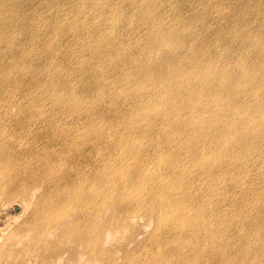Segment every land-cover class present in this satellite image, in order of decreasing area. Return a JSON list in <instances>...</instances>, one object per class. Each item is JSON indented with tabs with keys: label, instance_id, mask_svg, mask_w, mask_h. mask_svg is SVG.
Returning a JSON list of instances; mask_svg holds the SVG:
<instances>
[{
	"label": "bare ground",
	"instance_id": "obj_1",
	"mask_svg": "<svg viewBox=\"0 0 264 264\" xmlns=\"http://www.w3.org/2000/svg\"><path fill=\"white\" fill-rule=\"evenodd\" d=\"M263 42L264 0H0V181L40 198L21 225L45 231L32 244L44 245L52 230L53 249L85 239L113 264L100 242L104 229L91 231L105 217L98 205L118 201L114 217L153 215L157 237L170 226L189 234L203 223L211 250L227 249L218 243L222 231L249 239L244 226L214 224L209 213L223 214L235 189L240 204L228 217L240 215L251 227L263 218L248 207L264 191ZM24 121L49 134L45 148L64 142L59 163L41 156L46 166H36L34 152L13 149L35 140L17 138ZM87 155L91 182L82 175ZM73 170L81 182L78 214L64 222L60 186ZM44 177L56 184L58 201L35 186ZM4 191L0 184V197ZM149 200L158 207L148 209ZM6 215L0 211V226ZM255 230L264 243V224Z\"/></svg>",
	"mask_w": 264,
	"mask_h": 264
},
{
	"label": "rangeland",
	"instance_id": "obj_2",
	"mask_svg": "<svg viewBox=\"0 0 264 264\" xmlns=\"http://www.w3.org/2000/svg\"><path fill=\"white\" fill-rule=\"evenodd\" d=\"M170 9H173L172 4L168 8V12H171ZM127 25L120 27L119 30L127 27ZM262 46L264 47V42ZM23 127L26 132L16 133L17 138L21 135H28L35 138V140L32 143L15 142L13 149L17 151L26 149L34 152L35 157L38 158L37 161H34L36 166H46V164L39 165L41 156L49 157L52 155L54 162H60L61 154L67 151V146L64 142L60 147V140L49 142L45 148L46 139L49 137L45 130L41 128L35 129V123H28L27 121H24ZM39 131H41L40 134ZM54 147L59 148L56 150ZM90 158H92L90 155L85 157L82 169V175H86L85 178L89 182L94 179V171L92 165L85 166L84 162ZM186 165L190 169L193 168V164L190 162L186 163ZM194 170L197 169L194 168ZM75 174L74 170L71 171L70 176L72 177L65 179L60 186L64 190V195H60V197L64 200L66 204L65 210L69 213L64 217L66 218L64 222L75 221L77 217L74 213L78 214L79 205L76 202L78 192H75L80 187L81 182L80 180L74 181ZM237 174L239 176L243 175L240 171ZM195 181L197 184H201L199 180ZM0 184L4 185V189H7L6 192L4 191V195L2 194L0 197V211L4 210L7 214L5 216L6 219H4V221L6 220L5 225L0 226V264H110L106 258L107 256L100 252V248L94 249L85 239H65L58 249H53L57 237L52 233V230L47 231L44 237L46 240L45 244H38L35 247L32 241L45 231L41 232L36 225H30V227L26 223L35 215V208L37 202H40V198L34 193H32V197H29L28 194L23 195V193L19 192L20 186L16 183L6 185V179L1 180ZM23 184L31 186V181L26 179ZM35 186L38 187L39 192L51 196L56 201L59 200L54 195L56 184L53 180L44 177ZM85 186L87 188L86 184ZM11 188H15L16 192L9 194ZM261 188L264 189V182H261ZM203 190L211 198L214 196L209 188L204 186ZM233 190L235 189L229 190L226 194L225 199L228 204L225 207L221 206L223 214H215L210 210L209 220L214 224L225 220L231 226H244V228L248 229L250 238L244 239L237 231L229 235V237L222 236L223 231L219 232L218 243L226 246L227 249L225 251L220 247H216L217 250L215 248L213 250L209 249L212 247L210 243L211 233L203 223H199L193 229H189L191 231L189 234L182 231L188 227L176 229L170 226L165 229L162 236L157 237L153 230L155 226V217L153 215L132 217L134 220L130 218V222L128 219H123L124 214L122 213L114 217L112 215V207L117 205L119 201L114 205H111L110 202L98 205V207L107 209L102 214L105 217L98 221V225L91 233L94 235L104 229L100 242L104 251L112 252L113 255L110 258L113 264H264V259L257 257L260 254L261 245L264 243H260V240L255 237L257 236L255 230L257 226L264 224V204H261V202H264V191L257 190L256 195L258 196L259 204L254 201L248 203V207L252 211L259 210V213L263 215L262 221L255 227H251L248 222L241 220L240 215L228 217L236 203L240 204V192H234ZM84 195L86 196L87 194ZM88 203L90 206L93 205L90 200ZM219 206L220 204L217 205V207ZM154 207H158V205L149 200L147 208L152 209ZM85 215L90 220L91 216L89 213ZM218 215L223 216L216 219ZM196 216L197 213L194 210L190 214V221ZM111 218L115 221L111 222ZM89 220L87 219L88 223H90ZM24 222L26 223L22 227L21 225ZM59 227L57 226L56 229H59ZM186 235L188 236L185 237ZM250 241L254 242V246L249 245ZM246 252L247 255L254 254L256 257L248 262L244 259ZM243 259L244 261H242Z\"/></svg>",
	"mask_w": 264,
	"mask_h": 264
}]
</instances>
